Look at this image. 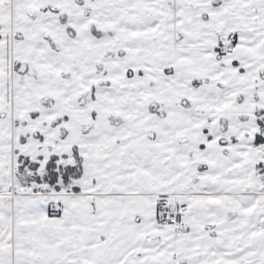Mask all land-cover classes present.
<instances>
[{
	"label": "snow or ice",
	"instance_id": "1",
	"mask_svg": "<svg viewBox=\"0 0 264 264\" xmlns=\"http://www.w3.org/2000/svg\"><path fill=\"white\" fill-rule=\"evenodd\" d=\"M0 264H264V0H0Z\"/></svg>",
	"mask_w": 264,
	"mask_h": 264
}]
</instances>
